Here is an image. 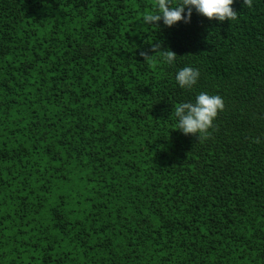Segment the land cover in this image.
I'll return each instance as SVG.
<instances>
[{
	"label": "trees",
	"instance_id": "obj_1",
	"mask_svg": "<svg viewBox=\"0 0 264 264\" xmlns=\"http://www.w3.org/2000/svg\"><path fill=\"white\" fill-rule=\"evenodd\" d=\"M0 264H264V0H0Z\"/></svg>",
	"mask_w": 264,
	"mask_h": 264
}]
</instances>
